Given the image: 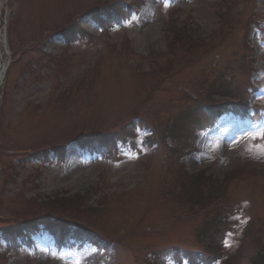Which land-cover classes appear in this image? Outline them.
<instances>
[{"label": "rangeland", "instance_id": "1", "mask_svg": "<svg viewBox=\"0 0 264 264\" xmlns=\"http://www.w3.org/2000/svg\"><path fill=\"white\" fill-rule=\"evenodd\" d=\"M104 1L1 0L17 56L33 49L10 68L0 100V231L35 218L74 216L70 220L92 228L90 237L111 247L102 252L92 242L72 240L57 247L42 230L30 248L8 253L0 235V264H187L165 252H204L210 219L191 206L199 189L188 194L187 171L224 179L243 169L227 188L239 212L229 219L225 256L237 254L248 222L264 225V139L257 138L264 127V0ZM123 1L141 3L140 9L126 8L127 17L119 18L113 9ZM108 4L105 25L96 24L92 12ZM229 5L237 10L222 23ZM251 12L260 21L250 37L254 68L260 69V91L251 103L259 117L227 115L210 129L202 117L194 123L195 104L206 99L216 76L244 89L249 62L241 56L251 55L245 45ZM77 17L87 32L78 41L54 35ZM178 21L192 25L193 33L177 30ZM129 127L135 135L118 146L119 133ZM86 139L88 146L109 148L91 155L73 142ZM61 145L62 164L54 150L37 159V151ZM186 148L194 151L180 157L171 150ZM76 195L82 197L69 198ZM247 250L249 261L237 264L253 261L254 244Z\"/></svg>", "mask_w": 264, "mask_h": 264}, {"label": "trees", "instance_id": "2", "mask_svg": "<svg viewBox=\"0 0 264 264\" xmlns=\"http://www.w3.org/2000/svg\"><path fill=\"white\" fill-rule=\"evenodd\" d=\"M124 5V4H123ZM123 5L122 4H117V6L118 7H116V8H114L113 10L115 11V12H117V10L118 9H120V8H123ZM110 9H111V7H110ZM122 11H119L117 14H120ZM98 13H96L95 12V18H96V20H102V18H99L98 17V15H97ZM106 15H109V12H106ZM99 23H102V22H99ZM80 33H82V29L79 27V25H77L76 27H74V26H66L65 27V30H64V32H62V35H63V37H64V39L66 40V41H70V40H74L76 37H77V35L78 34H80ZM176 42L179 44V40H178V38H176ZM185 45H187V43H185V42H183ZM209 51H213V49H210ZM171 72V70H169L168 71V73H170ZM223 89H225V87H222ZM128 132H130V134H131V132H132V128H130V131H126V133L128 134ZM115 135V134H114ZM113 135V136H114ZM119 138H122V137H124L123 135H121V133H119ZM204 183V182H203ZM202 183V184H203ZM202 184L199 182V181H197L196 182V187H197V190L199 189V193H201V194H203V190L200 188L201 186H202ZM198 185V186H197ZM188 194L190 195V196H192V194H193V190H190V191H188ZM64 225V224H63ZM66 230H70L69 228H65ZM259 258V263L258 264H264V259H263V257H258Z\"/></svg>", "mask_w": 264, "mask_h": 264}, {"label": "snow or ice", "instance_id": "3", "mask_svg": "<svg viewBox=\"0 0 264 264\" xmlns=\"http://www.w3.org/2000/svg\"><path fill=\"white\" fill-rule=\"evenodd\" d=\"M257 138L258 139H264V127L257 129ZM262 150H264V146H261Z\"/></svg>", "mask_w": 264, "mask_h": 264}]
</instances>
